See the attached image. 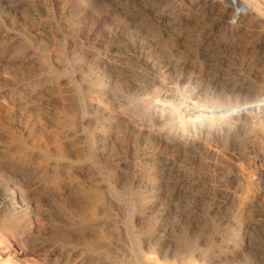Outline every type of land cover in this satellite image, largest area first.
<instances>
[{
	"label": "rangeland",
	"instance_id": "374dc122",
	"mask_svg": "<svg viewBox=\"0 0 264 264\" xmlns=\"http://www.w3.org/2000/svg\"><path fill=\"white\" fill-rule=\"evenodd\" d=\"M214 1L0 0V264H264V16Z\"/></svg>",
	"mask_w": 264,
	"mask_h": 264
},
{
	"label": "bare ground",
	"instance_id": "6f19581e",
	"mask_svg": "<svg viewBox=\"0 0 264 264\" xmlns=\"http://www.w3.org/2000/svg\"><path fill=\"white\" fill-rule=\"evenodd\" d=\"M214 0H212V2H213ZM228 2H230L231 4H232V6L234 7V14H233V18H232V22H234V23H237V22H240V20L241 19H246V17L248 16V18H247V21H250L251 19H252V17H253V15H251L252 14V12H256V13H258V14H260V15H263L264 16V8L262 7V5L258 2V1H256V0H227ZM215 2V1H214ZM223 4V3H222ZM14 6V5H13ZM10 7V6H9ZM214 8H217V6H215ZM220 8V7H219ZM218 9V8H217ZM255 18V17H254ZM257 19V18H256ZM242 24H243V22H241ZM253 23H254V21H253ZM245 25V24H244ZM236 27V26H235ZM160 103V102H159ZM257 104V103H256ZM255 104V105H256ZM254 105V106H255ZM261 105V104H260ZM250 107H252V106H250ZM260 107V106H259ZM171 108V107H170ZM242 108V107H241ZM244 108H246V107H244ZM256 108V107H255ZM254 108V109H255ZM171 109H173V108H171ZM178 109V110H177ZM176 109V111L175 110H171V112H170V116L172 115L173 116V118L174 117H176V119L178 120L179 119V121L180 122H185V123H187V124H189V125H191V126H193V127H197V126H200L201 127V125H211V124H220L222 121H225L226 120V118L227 117H229L230 115L229 114H227L228 113V111H227V113L226 112H224V113H220V114H217L216 112H209V113H206V112H204V111H202V113H200L199 115H201L202 117H195V121H191V119H183V118H185V117H183L182 116V108H177ZM240 109V108H239ZM253 109V108H252ZM252 109H246V111L247 110H252ZM236 110V109H235ZM237 111V110H236ZM235 111V112H236ZM242 111V110H241ZM254 111H256V110H254ZM232 112V111H231ZM184 113V112H183ZM237 113V112H236ZM231 115H233V114H231ZM183 117V118H182ZM231 117V116H230ZM187 118V117H186ZM74 122V121H73ZM70 124V123H69ZM70 131V130H69ZM45 148V147H44ZM37 149V148H36ZM40 153V152H39ZM41 154H43V153H41ZM57 156V155H56ZM59 156V155H58ZM61 156V155H60ZM37 157V156H36ZM43 158V157H42ZM45 158H47V157H45ZM49 162V161H48ZM34 163V162H33ZM72 164V163H71ZM70 166V165H69ZM53 167V166H52ZM52 169V168H51ZM62 171H63V169H62ZM46 174V173H45ZM68 178H69V176H67ZM50 185H51V183H49ZM63 184V183H62ZM61 184V185H62ZM70 184V183H69ZM71 184H72V182H71ZM53 185V184H52ZM68 186V185H67ZM69 187H71V186H68V188ZM65 188H66V186H65ZM64 188V189H65ZM73 189V188H72ZM71 189V190H72ZM15 190V189H14ZM76 190V189H75ZM51 191V190H50ZM67 191H69V189L67 190ZM93 191V190H92ZM17 192H18V190H17ZM63 192V191H62ZM71 192V191H70ZM20 193V192H19ZM64 193H65V191H64ZM103 193V192H102ZM106 193V192H105ZM72 194V193H71ZM8 195V194H7ZM10 195H12V199H15V200H20L19 199V194H18V196H17V193L15 194V192H13V193H11ZM63 195V194H62ZM104 196V195H103ZM106 196V195H105ZM79 197V196H78ZM100 197V196H99ZM9 198V197H8ZM80 198H81V196H80ZM101 198V197H100ZM10 199V198H9ZM102 199V198H101ZM3 200V199H2ZM23 200V199H22ZM104 200V199H103ZM14 201V200H13ZM35 201V200H34ZM34 201H33V203H34ZM98 201H100V200H98ZM19 202V201H18ZM20 202H22V201H20ZM102 202V201H101ZM105 202H106V200H105ZM89 203V202H88ZM104 203V202H103ZM4 205V204H3ZM90 206H91V204H90ZM97 207V206H96ZM101 207V206H100ZM86 208V207H85ZM23 209V208H22ZM87 209V208H86ZM102 209H104L103 207H102ZM27 211V210H26ZM20 212V211H19ZM25 212V211H24ZM4 213V212H3ZM17 214V213H16ZM8 215V214H7ZM29 217V216H28ZM26 218V217H25ZM89 218H90V216H89ZM98 218V217H97ZM3 219H5V218H3ZM94 219V218H93ZM25 220V219H24ZM22 223H23V221H22ZM26 223V222H25ZM21 226V225H20ZM23 226V225H22ZM26 226V225H25ZM36 226V225H35ZM38 226V225H37ZM15 227H16V225H15ZM19 229V228H18ZM23 229V228H22ZM33 229V228H32ZM15 230V229H14ZM26 230V229H25ZM34 231H36V230H34ZM96 233V232H95ZM101 233V232H100ZM4 235V234H3ZM94 235H96V234H94ZM32 236V235H31ZM6 237V236H5ZM94 237V236H93ZM1 239H2V237H0ZM30 238V237H29ZM2 241H4V240H2ZM28 241V240H27ZM1 243V242H0ZM24 243V242H23ZM4 244V243H3ZM0 250H2V249H0ZM16 257V256H15ZM54 257V256H53ZM51 258V257H50ZM1 259V258H0ZM4 259V258H3ZM5 260V259H4ZM7 260V259H6ZM3 261V260H2ZM2 261H0V262H2ZM17 261H18V259H17ZM193 261V260H192ZM55 262V261H54ZM4 263V262H3ZM189 263V262H188ZM192 263H194V262H191V264ZM195 264V263H194Z\"/></svg>",
	"mask_w": 264,
	"mask_h": 264
}]
</instances>
